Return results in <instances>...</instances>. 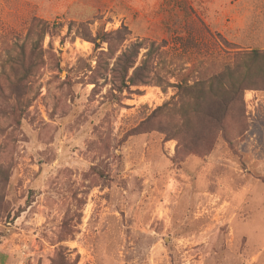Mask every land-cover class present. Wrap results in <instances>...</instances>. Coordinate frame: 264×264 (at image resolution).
Segmentation results:
<instances>
[{
  "label": "rangeland",
  "instance_id": "374dc122",
  "mask_svg": "<svg viewBox=\"0 0 264 264\" xmlns=\"http://www.w3.org/2000/svg\"><path fill=\"white\" fill-rule=\"evenodd\" d=\"M60 2L0 0V264H264V90L217 123L173 88L115 90L130 45L174 84L164 67L264 52V21L225 38L191 7L128 26Z\"/></svg>",
  "mask_w": 264,
  "mask_h": 264
},
{
  "label": "trees",
  "instance_id": "16d2710c",
  "mask_svg": "<svg viewBox=\"0 0 264 264\" xmlns=\"http://www.w3.org/2000/svg\"><path fill=\"white\" fill-rule=\"evenodd\" d=\"M125 34H128L125 27L116 33L121 41L125 40ZM164 46L165 43L162 42L160 48ZM140 49V44L130 45L116 60L118 86L115 90L120 95L124 91L131 93L132 87L153 85L163 92L165 88H173L176 90L175 96H192L195 109L193 113L196 118L202 116L217 123L223 113H228L232 105L238 103L245 91L264 90V52L251 50L237 54L236 59L234 57L233 61L225 65L220 72L208 75L207 69L199 67L200 64L192 65L187 70L183 68L168 70L164 67V73L175 80L174 84H170L159 76L156 65L153 70L148 65V57L158 49L151 45L142 62L136 65ZM161 54L163 51L159 57ZM195 74L196 77L192 78ZM213 104L215 106H212Z\"/></svg>",
  "mask_w": 264,
  "mask_h": 264
},
{
  "label": "crops",
  "instance_id": "0c3cea01",
  "mask_svg": "<svg viewBox=\"0 0 264 264\" xmlns=\"http://www.w3.org/2000/svg\"><path fill=\"white\" fill-rule=\"evenodd\" d=\"M60 1L65 6V12L69 13L72 9L71 14L74 17L71 18L74 20L84 21L102 13L108 17L110 15L115 21H124L128 26L132 21L141 22L152 18L164 20V15H167L164 10L166 5L175 7V12L178 14L182 11L184 14L191 13L190 9L193 8L195 14L192 13V16L195 19L202 20L209 29L217 31L225 38L229 34L240 36L244 31H249V34L255 38L260 35V30L263 28L260 21H264V0H203L205 13L200 12L198 7H193L198 0Z\"/></svg>",
  "mask_w": 264,
  "mask_h": 264
}]
</instances>
